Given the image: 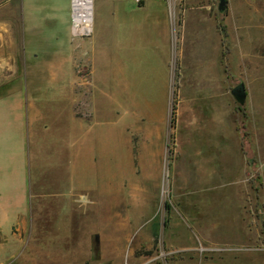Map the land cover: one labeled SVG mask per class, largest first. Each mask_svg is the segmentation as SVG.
<instances>
[{
    "label": "crops",
    "instance_id": "1",
    "mask_svg": "<svg viewBox=\"0 0 264 264\" xmlns=\"http://www.w3.org/2000/svg\"><path fill=\"white\" fill-rule=\"evenodd\" d=\"M209 1L178 0L180 23L174 28L171 0H95L94 33L76 43L71 37L70 0H0V80L20 82L17 88L0 89V102H12L3 112L5 129L0 126V138L4 140L0 143L6 146L11 137L18 138L17 155L11 159L14 170L8 176L0 171V264L19 262L29 242L59 240L63 232L85 240L92 235L122 240L124 190L116 182H105L90 197L84 205L89 214L80 217L79 223L67 217L59 220L56 209L59 202L67 209L76 205L75 197H70L78 166L85 176L92 162L100 160L105 175L111 158L115 165L109 173L117 177L124 173V161L128 170L132 166L134 141L129 130L144 131L146 136L150 129L162 134L167 123L170 64L177 45L179 154L193 158L199 191L217 179L218 190L236 187L222 192L214 204L213 215L218 218H213L212 232L227 227L223 237L208 234L211 218L210 223L201 221L199 233L212 244L206 249L235 257V253L225 254L224 248L251 234L237 227L244 221L249 197L244 141L229 122L232 114L226 104L228 79L220 35L210 8L202 6ZM157 64L166 74L156 91L160 97L153 103L141 101L140 80H150L151 73L154 77ZM219 67L221 73L216 71ZM118 155L122 163L117 165ZM5 186L18 197L2 198ZM205 203L198 201V209L208 217ZM93 207L105 211L92 215ZM44 209L58 214L50 219L43 213L38 216ZM186 223L171 224V237L179 233L184 238ZM179 235L176 240H181ZM189 243L178 245L179 249L193 250L195 246Z\"/></svg>",
    "mask_w": 264,
    "mask_h": 264
},
{
    "label": "rangeland",
    "instance_id": "2",
    "mask_svg": "<svg viewBox=\"0 0 264 264\" xmlns=\"http://www.w3.org/2000/svg\"><path fill=\"white\" fill-rule=\"evenodd\" d=\"M218 4V0H210L202 6L210 8L212 19L219 31L223 48L221 55L224 57L228 79L226 104L232 114L229 122L244 141L246 184L249 192L244 221L237 227L245 228L251 234L246 233V239L243 241L233 240V247L224 248L225 254L235 253V257L226 258L224 254L209 249L202 251V248H212L210 246L212 244H209L210 241H204L199 233L201 221L210 223L211 219H217L213 213L218 196L226 190L233 191L236 187L218 190L217 179L210 181L199 191L200 181L198 182L195 176L193 158L186 153L179 154L180 65L177 45L176 57L171 56L167 123L162 134H154L153 129H150L149 135L146 136L144 131L137 133L136 130L135 132L129 130L134 141L130 170L128 161H124V173L117 177L111 176L109 172L115 165V160L111 158L104 167L105 175L100 171V160L92 162V168L86 169L85 176L80 174L78 166L70 197H75L76 205L67 209L63 207V202H59L60 198H57L60 206L56 209L58 215L51 209H44L38 213V216L43 213L42 215L48 219L55 213L59 220L67 217L70 221L79 223L80 217L89 214V209L84 208V205L88 203L90 197L91 199L95 197L105 182L108 184L116 182L124 190L125 206L122 215L125 224L122 240L121 238L111 240L110 235L107 237L92 235L91 240H85L78 234L63 232L59 240L38 239L29 242L26 256L14 264H172L181 260L183 264H264V0H228V7L224 13L219 12ZM150 67L152 69V63ZM216 71L221 73L220 67L219 71L217 69ZM165 79L166 74L157 64L154 77L151 73L150 80H140V100L149 99L153 103L160 97L156 96V91ZM19 84L18 81L0 80V89L17 88ZM239 84H244L247 91L244 105H241L231 93ZM8 105H12L11 100L0 102L2 131L5 129L3 122L5 118L2 116ZM89 115L90 113L86 112V116ZM0 137L2 138V134ZM1 138L0 140H4ZM17 140L18 138L11 137L6 146L4 141L0 143V171L4 176L10 175L14 170L11 159L17 155ZM145 140L148 144H144ZM117 157L118 165L122 163V158L121 155ZM2 190L1 197L7 201L19 195L11 191L9 186L2 187ZM232 197L236 200L235 194ZM202 199L207 201L206 212L211 217H206L198 209V201ZM136 204L139 206L136 207ZM99 211L105 210L93 207L91 214L96 215ZM214 220L211 221V225L206 226L210 235L213 234ZM185 221L189 224L183 226L184 238L182 235L181 238L179 233L181 240H176L178 235L171 237V224ZM67 228L72 231L71 226L68 225ZM226 230L227 227H220L219 234L215 231L213 236L221 239L222 231ZM187 235L191 237L190 240L185 239ZM173 240L175 245H172ZM188 241L189 245L195 246L193 250L179 249L178 245H185ZM115 250H118L116 255Z\"/></svg>",
    "mask_w": 264,
    "mask_h": 264
},
{
    "label": "built area",
    "instance_id": "3",
    "mask_svg": "<svg viewBox=\"0 0 264 264\" xmlns=\"http://www.w3.org/2000/svg\"><path fill=\"white\" fill-rule=\"evenodd\" d=\"M181 1L183 2V0ZM177 3L178 0H171V22L174 28H177L180 23ZM70 4L72 40L77 43L91 38L94 33L95 0H70ZM87 77L86 74L85 78ZM205 249L202 248V251Z\"/></svg>",
    "mask_w": 264,
    "mask_h": 264
},
{
    "label": "water",
    "instance_id": "4",
    "mask_svg": "<svg viewBox=\"0 0 264 264\" xmlns=\"http://www.w3.org/2000/svg\"><path fill=\"white\" fill-rule=\"evenodd\" d=\"M218 9L220 13H224L228 7V0H218ZM232 95L236 98V100L244 105L247 100V91L244 84H239L235 88L232 89Z\"/></svg>",
    "mask_w": 264,
    "mask_h": 264
}]
</instances>
